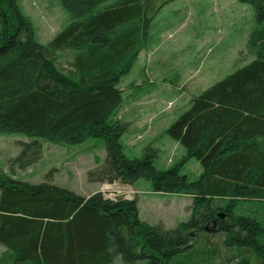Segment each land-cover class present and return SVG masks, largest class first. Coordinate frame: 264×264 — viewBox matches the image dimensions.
I'll use <instances>...</instances> for the list:
<instances>
[{
    "label": "trees",
    "instance_id": "trees-1",
    "mask_svg": "<svg viewBox=\"0 0 264 264\" xmlns=\"http://www.w3.org/2000/svg\"><path fill=\"white\" fill-rule=\"evenodd\" d=\"M8 1L10 20L1 14L0 21V133L32 139L21 144L11 170L39 161L41 141L101 139L106 157L90 182L132 186L145 179L152 192L189 196L192 205L188 221L166 230L142 222L135 199L84 198L49 181L31 185L0 174V264H113L116 257L172 264L197 243L214 264L207 231L221 235L227 261L264 264V0H238L255 12L248 39L254 59L192 98L166 130L185 150L166 170L154 166L150 149L128 159L120 142L128 125L112 118L123 101L120 79L144 48L148 14L159 0H58L70 20L45 45ZM59 53L69 55L66 70ZM189 159L201 167L194 182L180 174ZM241 202L256 205L237 213Z\"/></svg>",
    "mask_w": 264,
    "mask_h": 264
},
{
    "label": "rangeland",
    "instance_id": "rangeland-1",
    "mask_svg": "<svg viewBox=\"0 0 264 264\" xmlns=\"http://www.w3.org/2000/svg\"><path fill=\"white\" fill-rule=\"evenodd\" d=\"M7 3L8 0H0V21L1 14L10 20ZM15 3L30 23L36 42L42 45L49 43L70 20L58 0H15ZM148 17L151 21L146 43L129 73L120 79L123 101L112 118L128 125L120 140L128 159L141 158L150 149L155 153L154 166L166 170L185 156V150L166 130L189 108L192 98L254 59L248 39L257 24L253 7L238 0H159ZM68 60V54L59 53L58 66L68 69ZM31 140L21 134L0 133V174L31 185L49 181L84 198L101 193L108 199H135L139 219L151 226L160 224L166 230L189 220L191 197L154 193L145 179L132 186L90 182L88 174L103 165L106 157L101 139H88L77 145L41 141L39 161L23 170H11L10 162L21 152V144ZM200 173L201 167L194 159L180 167V174L191 182ZM240 204L237 213L256 205ZM204 233L209 236L210 250L215 251L214 264L221 261L234 264V259L227 261L230 255L222 246L221 235ZM206 248L197 243L189 254L174 259L172 264H207ZM4 252L0 245V256ZM113 264L124 263L116 257ZM249 264H255V260Z\"/></svg>",
    "mask_w": 264,
    "mask_h": 264
},
{
    "label": "water",
    "instance_id": "water-1",
    "mask_svg": "<svg viewBox=\"0 0 264 264\" xmlns=\"http://www.w3.org/2000/svg\"><path fill=\"white\" fill-rule=\"evenodd\" d=\"M109 199L114 200V201L127 200V198H113V199L109 198ZM219 218H223V216L219 215Z\"/></svg>",
    "mask_w": 264,
    "mask_h": 264
},
{
    "label": "bare ground",
    "instance_id": "bare-ground-1",
    "mask_svg": "<svg viewBox=\"0 0 264 264\" xmlns=\"http://www.w3.org/2000/svg\"><path fill=\"white\" fill-rule=\"evenodd\" d=\"M105 189H107V188H105ZM123 198V197H122ZM124 198H127V197H124ZM127 200H129L128 198H127Z\"/></svg>",
    "mask_w": 264,
    "mask_h": 264
}]
</instances>
